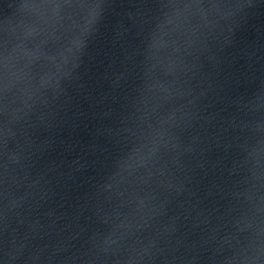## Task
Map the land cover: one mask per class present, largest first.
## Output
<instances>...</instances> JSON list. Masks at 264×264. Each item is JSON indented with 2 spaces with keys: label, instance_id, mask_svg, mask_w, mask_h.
<instances>
[{
  "label": "water",
  "instance_id": "95a60500",
  "mask_svg": "<svg viewBox=\"0 0 264 264\" xmlns=\"http://www.w3.org/2000/svg\"><path fill=\"white\" fill-rule=\"evenodd\" d=\"M0 264H264V0H0Z\"/></svg>",
  "mask_w": 264,
  "mask_h": 264
}]
</instances>
